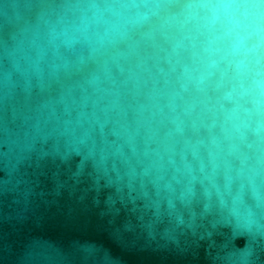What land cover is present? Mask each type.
Masks as SVG:
<instances>
[{"label": "water", "instance_id": "water-1", "mask_svg": "<svg viewBox=\"0 0 264 264\" xmlns=\"http://www.w3.org/2000/svg\"><path fill=\"white\" fill-rule=\"evenodd\" d=\"M0 264H264V0H0Z\"/></svg>", "mask_w": 264, "mask_h": 264}]
</instances>
